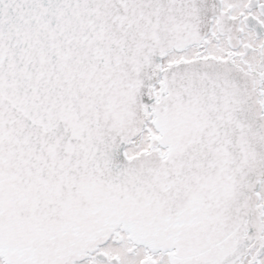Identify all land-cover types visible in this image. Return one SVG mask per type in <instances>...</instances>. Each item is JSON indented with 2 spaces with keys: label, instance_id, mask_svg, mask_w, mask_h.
Listing matches in <instances>:
<instances>
[{
  "label": "snow or ice",
  "instance_id": "1",
  "mask_svg": "<svg viewBox=\"0 0 264 264\" xmlns=\"http://www.w3.org/2000/svg\"><path fill=\"white\" fill-rule=\"evenodd\" d=\"M0 264H264V0H0Z\"/></svg>",
  "mask_w": 264,
  "mask_h": 264
}]
</instances>
